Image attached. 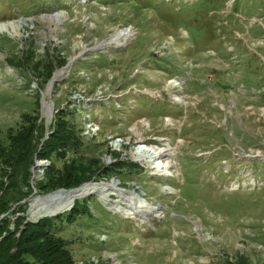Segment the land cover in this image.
<instances>
[{
	"label": "rangeland",
	"instance_id": "obj_1",
	"mask_svg": "<svg viewBox=\"0 0 264 264\" xmlns=\"http://www.w3.org/2000/svg\"><path fill=\"white\" fill-rule=\"evenodd\" d=\"M21 19L0 32V141L30 124L35 148L8 228L64 189L58 209L91 212L55 222L76 264H264V0H0V22ZM60 123L52 164L36 150ZM136 139L168 145V169ZM52 165L90 177L37 189Z\"/></svg>",
	"mask_w": 264,
	"mask_h": 264
},
{
	"label": "trees",
	"instance_id": "obj_2",
	"mask_svg": "<svg viewBox=\"0 0 264 264\" xmlns=\"http://www.w3.org/2000/svg\"><path fill=\"white\" fill-rule=\"evenodd\" d=\"M46 64H43L41 67H47L48 65ZM34 103L37 104L36 100ZM36 110L34 105L30 111L35 112ZM65 112L64 109H59L56 112L58 119L62 123L67 122L66 119H63L64 122L62 120ZM29 126L23 128V138L25 137V139L21 142L17 139L13 140V137L10 136L12 135L11 133L6 134L7 139L11 137L10 143L5 144L6 142L0 141V161L6 162L9 165V170L7 171H4L0 167V264H76L73 252L67 245V240L62 235L55 233L54 228L56 220L70 223L82 213L90 215L91 212L87 208L85 199L75 198L73 202L58 209L63 202L59 197L63 198V196L67 195L64 189L34 197L29 205L30 217L41 214H54L41 216L35 221H31L25 219L22 214L17 213L13 215V228H8V218L5 213H7L8 208L14 201L23 197L25 200V196L29 192L27 189L30 171L28 165L35 148L31 140V133L29 134ZM9 132H13V129H9ZM60 133H62L61 123L60 125L58 124V128L52 133L50 132L48 136L49 140L42 141L41 150H36L37 155H45L52 164V160L57 158V154H62L61 151L56 150V147L66 146L68 136L60 135ZM106 167L112 173L122 172V167L119 169L112 165ZM48 170V177L44 181L39 180L34 182L36 188H40L41 191L59 186L75 187L84 182L77 183L81 178L84 180L90 177L85 174L77 176L71 169H68L64 173L65 167L63 172L61 168H55L53 165ZM4 176H6V182ZM45 198L47 200L45 201L46 204H42ZM24 204L23 202L21 206H18V209L24 210ZM68 206L70 207L68 208ZM49 207H53V209H48ZM224 264L230 263L227 261Z\"/></svg>",
	"mask_w": 264,
	"mask_h": 264
},
{
	"label": "bare ground",
	"instance_id": "obj_3",
	"mask_svg": "<svg viewBox=\"0 0 264 264\" xmlns=\"http://www.w3.org/2000/svg\"><path fill=\"white\" fill-rule=\"evenodd\" d=\"M53 16L63 17L64 14L63 12H59V13L53 14ZM25 20L26 19H21V22H18L19 24L14 23L13 21L0 22V32L4 31L8 33L9 35H16L17 29H19L25 23ZM120 35L124 37L126 35V30L121 31L118 34H116V36H113L110 38H115ZM106 41L107 40L100 43L98 47L105 46ZM65 69L66 67L58 69L54 75L53 80H55ZM87 122H88V127H90L91 129H96L98 127L97 122L90 121V119ZM140 140L142 139H139V140L136 139V142L138 145H135L136 147L133 148L134 149L133 153H135V156L139 157L140 159H143L144 161L147 162V164H150L152 167L158 168L159 170H162V171L167 170L168 169L167 167L169 165L167 158L170 154L169 146L165 145L164 147H152V146L146 145L145 143L144 145L143 144L141 145L139 144ZM43 163L44 162H40V164L42 165Z\"/></svg>",
	"mask_w": 264,
	"mask_h": 264
},
{
	"label": "water",
	"instance_id": "obj_4",
	"mask_svg": "<svg viewBox=\"0 0 264 264\" xmlns=\"http://www.w3.org/2000/svg\"><path fill=\"white\" fill-rule=\"evenodd\" d=\"M81 51H82V49H81ZM68 64H69V62L67 61L66 63H65V66H68ZM49 101H50V99H48ZM48 192V191H47ZM71 206V205H70ZM70 206H68V208L70 207ZM67 209V208H66ZM60 211H62V210H60ZM58 212V211H57ZM56 213V212H55ZM53 213H49V214H41V215H38V216H36L35 218H33V219H28V220H31V221H35L37 218H39V217H41V216H44V215H52ZM0 216H1V214H0Z\"/></svg>",
	"mask_w": 264,
	"mask_h": 264
}]
</instances>
